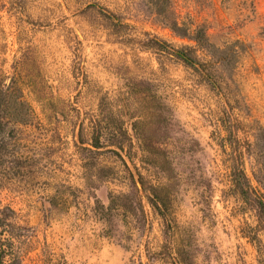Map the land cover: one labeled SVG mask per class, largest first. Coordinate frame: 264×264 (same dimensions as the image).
I'll use <instances>...</instances> for the list:
<instances>
[{
  "label": "rangeland",
  "instance_id": "rangeland-1",
  "mask_svg": "<svg viewBox=\"0 0 264 264\" xmlns=\"http://www.w3.org/2000/svg\"><path fill=\"white\" fill-rule=\"evenodd\" d=\"M241 172L264 0H0V264H264Z\"/></svg>",
  "mask_w": 264,
  "mask_h": 264
},
{
  "label": "trees",
  "instance_id": "trees-1",
  "mask_svg": "<svg viewBox=\"0 0 264 264\" xmlns=\"http://www.w3.org/2000/svg\"><path fill=\"white\" fill-rule=\"evenodd\" d=\"M235 186L237 187L238 195L244 200L245 203H248L252 206L257 212L258 217L264 220V189L263 183L260 180H257L258 185H251V181L248 176L241 172L237 175Z\"/></svg>",
  "mask_w": 264,
  "mask_h": 264
}]
</instances>
